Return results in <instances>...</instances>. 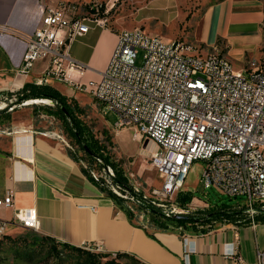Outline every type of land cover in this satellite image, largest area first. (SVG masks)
Wrapping results in <instances>:
<instances>
[{
    "label": "built area",
    "instance_id": "built-area-1",
    "mask_svg": "<svg viewBox=\"0 0 264 264\" xmlns=\"http://www.w3.org/2000/svg\"><path fill=\"white\" fill-rule=\"evenodd\" d=\"M83 4L88 11L81 12ZM101 5L95 0L44 4L31 33L0 21V32L11 31L25 40L16 71L26 74L35 58H47L38 81L53 78L86 90L102 112L116 114L115 126L131 125L149 146L160 178L158 186L150 187L152 198L171 197L183 189L189 167L198 161L202 187L213 185L229 196L241 195L243 210L253 222L256 207L264 209V48L243 70L226 62L217 44L193 48L140 26L121 27L98 75L82 78L86 64L68 52L67 43L105 24L108 7ZM185 50L191 51V58H183ZM256 64H263V72H256ZM50 133L62 139L57 131ZM12 202L10 190L0 196V204ZM14 216L21 228L37 226L33 206L18 209ZM3 228L0 221V236ZM182 236L185 249H192L185 233ZM89 244L101 249L98 240ZM255 260L264 264V247L257 249Z\"/></svg>",
    "mask_w": 264,
    "mask_h": 264
},
{
    "label": "crops",
    "instance_id": "crops-1",
    "mask_svg": "<svg viewBox=\"0 0 264 264\" xmlns=\"http://www.w3.org/2000/svg\"><path fill=\"white\" fill-rule=\"evenodd\" d=\"M57 1L0 0V21L31 33L44 4ZM192 26L194 40L208 46L217 44L232 66L237 65L234 68L244 70L248 60L258 59L264 48V0L212 1L202 7ZM115 35L116 31L104 24L88 28L67 43L68 52L86 64L82 78L98 75ZM24 50L21 35L0 32V91L38 81L47 58H35L26 74L17 72ZM44 81L67 95L74 91L64 81ZM0 129V196L10 190L13 199L11 204H0L3 232H18L14 213L33 206L37 226L32 230L71 244L87 246L98 240L103 251L125 250L147 264H257L256 251L264 247V221L223 222L205 231L189 227L185 240L193 248L186 250L182 233L147 228L129 219L112 197L83 173L60 137L32 127L28 117L18 114ZM231 244L233 251L229 250Z\"/></svg>",
    "mask_w": 264,
    "mask_h": 264
},
{
    "label": "rangeland",
    "instance_id": "rangeland-1",
    "mask_svg": "<svg viewBox=\"0 0 264 264\" xmlns=\"http://www.w3.org/2000/svg\"><path fill=\"white\" fill-rule=\"evenodd\" d=\"M95 1H101L102 7H108L105 24L116 30L121 27L140 26L150 33H158L164 40L176 38L183 43L190 44L193 48L199 47L202 49L211 47V45H204L202 42L200 43L192 38V24L193 20L201 12L202 7L215 0ZM85 6L86 4L81 5V12L86 11ZM186 12H189V16L184 18ZM140 53L141 50H138L135 61L139 60ZM233 66L236 67L237 65L233 64ZM19 88H5L0 91V126L7 124L13 119L14 115L18 114L23 117H28L34 128L48 132L52 130L57 131L64 140L65 146L74 154L77 161L91 176L92 173L95 175L96 180L104 187L102 189H107L115 196L121 198L122 205L130 210L133 222L144 224L147 228H156L149 219L147 209L142 206L147 202L159 205L165 214L175 211L176 213H194L195 215H200L207 211L208 203L216 205L227 203L232 204L231 206L234 208L242 207L243 210V206L240 203L242 201L241 195L229 196L224 192H220L213 185L202 187V183L198 177L200 167L198 161L189 167L183 182V186L185 188L192 187L193 194H195L191 196L189 201L178 203L175 198L176 192L172 193L171 197L164 199L158 197L152 198L149 194L150 187L155 188L158 186L160 184V178L152 166L148 154L149 146L146 145L144 138L139 137L138 133L136 134L134 128L129 124L115 126L116 114L109 109L102 112L98 101L90 96L86 90L73 87L74 91L72 94L67 95L62 92L75 100L80 117L96 133L99 140L106 143L112 161L130 185L128 188L116 186L117 184L111 179L113 171L110 165L102 166L100 163L86 161L81 149L76 147L75 144L70 143L66 138L61 128L60 120L51 110L53 101L44 96H31L28 97L29 99L26 98L15 102L16 97L19 96L17 93ZM108 138L110 141L106 142ZM132 186L137 189H134ZM184 187L181 190H185ZM143 193L145 196L142 195ZM143 198L150 201L146 199L142 200ZM138 203L139 205L137 206ZM256 208L260 207L257 206ZM210 222L212 225H215L233 221L223 215L219 219H212ZM206 224H201L196 221L193 225L191 223L176 225L173 221H167L166 228H168L167 230L174 229L177 232L185 233L189 227L195 231H202V226L205 228L208 226ZM18 230L22 235L30 234L34 231L23 227H19ZM30 235L34 236V234ZM7 244L8 242L0 245V264H72L70 261L63 259V257L61 259L53 257L51 252L46 248H41L31 254L18 255ZM120 260L127 261L124 257ZM127 263L133 264L130 260Z\"/></svg>",
    "mask_w": 264,
    "mask_h": 264
},
{
    "label": "trees",
    "instance_id": "trees-1",
    "mask_svg": "<svg viewBox=\"0 0 264 264\" xmlns=\"http://www.w3.org/2000/svg\"><path fill=\"white\" fill-rule=\"evenodd\" d=\"M85 7L86 11H88V4H86ZM100 8H102V5ZM188 16L189 12H186L184 14V18H187ZM109 28L116 31V29L111 26H109ZM17 93L19 96L16 97L15 102L31 96H44L50 98L51 101H53L51 110L60 120L61 128L65 133L66 138L70 143L75 144L76 147L81 149L84 159L89 162L93 161L100 163L102 166L110 165L113 171L111 179H113L120 188H128L130 186L124 176L120 174L119 168L112 161L106 143L99 140L96 133L93 132L80 117L79 109L75 104V100L71 96H66L53 84L45 81H25ZM109 141V138L106 139V142ZM71 154L77 161L74 154L72 152ZM80 168L86 176L97 182L100 188L103 187L100 182L96 180V178H93L81 164ZM105 191L112 197L118 207L126 213L127 217L131 219L130 210L122 205L121 198L115 196L107 189H105ZM175 195L178 203H184L189 201L191 196L195 194H193L192 189H185L176 191ZM145 199L146 198H143L142 200ZM138 205L139 203L137 206ZM231 205L232 204L227 203L219 205L208 203L207 211L205 213H201L200 215H195L194 213L165 214L159 205H154L150 202H147L142 206L147 209L151 222L159 229H168L166 228L167 221H173L176 225H185L189 223L193 225L194 222L198 221L201 224L207 223L206 225L208 226H206V228L202 226V231H205L207 228L212 226L210 222L212 219H219L223 215L227 216L235 223L248 221V216L244 210H242V207L234 208ZM252 217L254 221H264V209L256 208ZM28 232L30 233V231ZM30 234H34V236ZM30 234L22 235L19 232L11 233L6 231L0 236V245L8 242L7 246L18 255L31 254L36 252V250L46 248L51 252L53 257H58L60 259L63 257V259L70 261L72 264H128L127 261L129 260L133 264H147L125 250H96L87 248L85 245L71 244L64 240L54 239L52 236L42 232L33 231V233ZM123 257L127 261L120 260Z\"/></svg>",
    "mask_w": 264,
    "mask_h": 264
},
{
    "label": "bare ground",
    "instance_id": "bare-ground-1",
    "mask_svg": "<svg viewBox=\"0 0 264 264\" xmlns=\"http://www.w3.org/2000/svg\"><path fill=\"white\" fill-rule=\"evenodd\" d=\"M263 53V50L261 51L260 55H262ZM183 58H191V51L190 50H185L183 51ZM224 59L226 62H231L228 57L225 55L224 53ZM256 72H263V64H256ZM28 229V228H27ZM31 229V228H29ZM4 233V232H3ZM87 248H92V249H96V247H94L93 245H87L86 246ZM97 250V249H96ZM99 250H102V249H99Z\"/></svg>",
    "mask_w": 264,
    "mask_h": 264
},
{
    "label": "water",
    "instance_id": "water-1",
    "mask_svg": "<svg viewBox=\"0 0 264 264\" xmlns=\"http://www.w3.org/2000/svg\"><path fill=\"white\" fill-rule=\"evenodd\" d=\"M147 145V144H146ZM174 214H179V213H174Z\"/></svg>",
    "mask_w": 264,
    "mask_h": 264
}]
</instances>
